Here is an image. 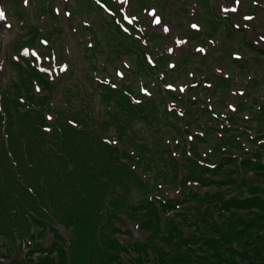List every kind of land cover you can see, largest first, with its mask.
<instances>
[{"label":"trees","instance_id":"trees-1","mask_svg":"<svg viewBox=\"0 0 264 264\" xmlns=\"http://www.w3.org/2000/svg\"><path fill=\"white\" fill-rule=\"evenodd\" d=\"M109 25L103 22L101 27L107 43ZM122 38L119 29L112 31L120 48ZM14 66L17 78L0 88V264L2 259L7 264H264V164L259 154L264 142L259 146L257 136L252 140L245 133L255 124L254 130L260 132L263 103L253 102L258 110H248L249 118H240L245 107L234 103L238 116L228 118L230 127L224 124L225 137L210 142L204 160L183 154L179 164L170 157L166 143V135L178 137L179 118L169 119L165 110L159 116L149 101L133 105L127 84L115 90L98 85L103 117L87 99L78 102L63 89L50 123L43 116L50 107V83L29 65ZM32 81L47 92L43 94V88L42 95H35ZM221 85L229 86L225 81ZM257 86L255 81L252 87ZM136 120L145 124L146 136L139 138L136 130L131 131ZM3 126L11 157L3 148ZM109 129L132 150L133 156L123 153L129 163L119 160L116 149L101 140ZM244 134L252 150L245 152L239 166L254 178H241L235 161H220L223 149L241 150L238 139ZM14 166L28 185L39 188L46 202L37 201L17 183ZM131 166L140 169L146 180L141 181ZM132 184L142 192L135 202ZM158 184L182 188L180 197L150 198ZM120 214L138 223L145 236L136 239L130 230L118 229L114 220H120ZM52 218L72 230L68 253ZM46 230L54 235L50 245L40 242ZM122 234L128 241L120 242L117 235Z\"/></svg>","mask_w":264,"mask_h":264},{"label":"rangeland","instance_id":"rangeland-1","mask_svg":"<svg viewBox=\"0 0 264 264\" xmlns=\"http://www.w3.org/2000/svg\"><path fill=\"white\" fill-rule=\"evenodd\" d=\"M137 0H130L129 3H127L126 8L127 12L130 13L132 12H137L139 8L137 7ZM173 1V0H172ZM178 0H174L173 3H177ZM161 1L160 4H158L155 0H146L145 1V7H155L156 10L159 13H163L162 15L166 16V21L171 25V32L173 34H176L177 32H181L180 35H187L184 31V26L188 20L184 18L185 13H183V16H177L175 14L174 8H176V4L171 6V0L170 3L166 2V5H164ZM213 2V0H212ZM260 5H256L255 8L252 7L251 5V0H242V6L240 10L245 13V14H250V13H255L257 15L256 19H253V21L250 23L252 32H257L260 35H264V0L259 1ZM1 3L3 4L7 15L9 17V21L11 23V28H6V30H9V32H6L4 28H2L1 23H0V33H3V35H0V57L4 56V63L2 68L0 69V78L2 79L3 83H6V79H9L11 77H14L13 73V68L10 64V62L13 60V56H18L19 59L23 61L30 62L33 60L34 64L36 62V57L33 56H26L24 54V49L27 48L30 51H35L38 54H40L43 58L40 59L42 63L40 64L41 66L45 67L47 69L48 67L54 66V64L57 66L56 70L50 73V80L54 83V89L53 92L56 94L58 89H60L64 85H68L71 82H74V80L79 81V91L81 93V99L87 97V101L89 102L90 100L92 101L93 105L90 103L92 106L93 110H102V106L100 104V95L96 94V91L94 89V74H93V69L90 67V62L86 60L83 57V45H82V39L84 36H89V33L94 34V31H96V26L99 23V18L100 14L99 12L94 8H88V7H80L78 3H80L79 0H28V3L25 4L23 0H1ZM49 3V4H48ZM195 3L189 2L190 8L193 6ZM164 7H162V6ZM169 5L172 7L170 8ZM56 6H60L63 10V12L70 13L68 16H64L61 12L53 11V8ZM48 7V12H49V17L42 16L41 13H45L46 8ZM213 8V6H212ZM16 10H19L21 14H19ZM129 10V11H128ZM197 10V7H196ZM52 11V13H51ZM170 11L172 13H170ZM56 14L57 20H58V25H61L63 27V31L60 34H53L55 41L53 42L56 46H59V48L52 49L54 52L49 51V48H45L46 46H42L41 44L35 42L34 45L32 43L27 44L25 41L29 39L34 34L33 30L29 29V25H33V27L36 28L35 31H39V29L43 30L42 33L44 34L47 32V28L50 29L49 23L53 21V16L51 14ZM174 12V13H173ZM127 13V14H128ZM138 14V13H137ZM146 16V15H145ZM99 17V18H98ZM103 17H107L109 20L110 18L108 17L107 14ZM144 17V16H140ZM85 21L87 23H85ZM146 22V21H145ZM9 23V24H10ZM83 25H85V28L88 27L87 29H90L89 31L85 30ZM146 26V23H144ZM253 25H256V27H253ZM187 29V26L185 27ZM151 34H158L161 33L159 31H150ZM100 35H95L94 34V39L99 37ZM50 37V36H49ZM38 38V37H37ZM94 39L93 44H94ZM156 39H150L148 40L149 43V48L151 49L152 53H154L153 47L157 43L162 44L161 52L165 51V45H163V41H165V37L161 38L159 41L155 42ZM241 41V39H239ZM39 42V41H38ZM155 42V43H154ZM193 45L191 43L187 50L184 49L185 46L182 47L180 51H175L172 55H175L176 53L179 52H184L189 57L192 59L193 62L199 61L198 56H204L205 53H198L196 51H191L189 53L190 47ZM101 50H97L98 56L96 58H93L92 60H95L98 62V66H102L101 62H105L106 55L109 53V49L104 46V43L102 42L99 47ZM237 46L233 45V50L236 51ZM261 50L264 52V45H261ZM51 52V53H50ZM242 53L245 57L254 59L253 56L255 57V65L259 66L260 71L264 70V57L257 56L254 54L252 51L249 50L247 51V48H244L241 51H238ZM215 56H220L218 59L220 62L224 58V56H221V52L215 53ZM54 58H52L53 56ZM61 56L68 61V64H62L61 63ZM19 60V61H20ZM30 60V61H29ZM133 58L131 56L125 55L124 57H119L117 59H113L110 62H106L105 66V71L103 69L101 70L100 68L97 69L96 73V78H102L108 77L112 82H117V78H115V72L116 69H119L122 73H124V78L128 79L129 82L132 85V88L134 90V94L138 92V88L141 86V78L144 80L145 78L142 77H131L130 74H128V77H126L125 73V68L123 67L122 61L127 62L129 66V69L132 67L131 73L135 71V68H133ZM217 62V60H216ZM167 64V62H166ZM216 64V63H215ZM64 65L66 66L63 71H60L59 66ZM214 65V64H213ZM228 65V63H227ZM224 68L225 73H231L233 70L230 69L229 66H222ZM216 72V71H215ZM218 74H221L220 72H216ZM198 73L194 72V76H197ZM183 77H179L177 81H175V85H180L181 83H186L188 86L186 87V90L183 92H177L179 95H181V98H186L191 102H195L196 98H190V94L188 90L191 88L189 85L191 82H196V79H182ZM261 81L264 84V73L261 72L260 74ZM166 83H169L165 81ZM64 84V85H63ZM195 85L193 88H197L198 91H202L204 93V89H199ZM162 93L165 95L166 90L162 87V84L160 85ZM149 91L152 92L151 95H157L159 92L157 89H159L157 86H152L148 87ZM157 90V92H156ZM164 91V92H163ZM195 91V90H194ZM248 91H252L250 88H248ZM221 92V91H220ZM53 93V94H54ZM176 93V94H177ZM223 93V92H222ZM208 95H212L211 92L205 93ZM257 95V92H255ZM54 98L56 96L54 95ZM158 98V97H157ZM212 106L214 108H219L222 107V104H220V100L216 99V101L212 102ZM51 113V110L48 111ZM133 128L139 129L138 135L139 136H146L148 133L144 130V123L142 121H135L132 122ZM149 129V128H148ZM108 135H113V130L109 129L107 132ZM22 177V176H21ZM49 179H54V177H50ZM55 180V179H54ZM53 180V181H54ZM24 185L27 186V182H22ZM29 187V186H28ZM34 187V186H32ZM30 188V187H29ZM62 190V188H59ZM19 192H21L19 190ZM22 193V192H21ZM37 193L36 190L33 192ZM67 193V192H66ZM131 193L134 198L133 202L137 201L138 197L142 194V192L139 190L138 187H135L131 185ZM124 214H120V217H122ZM124 220V221H123ZM130 219H124L122 218L121 221L119 222V226L123 228H128L133 230V234L136 237H140L143 234L141 232H137L135 230V226L130 223ZM121 222V223H120ZM62 236H68L69 231L66 229H60ZM45 243L49 244L51 242V236L46 235L45 238Z\"/></svg>","mask_w":264,"mask_h":264},{"label":"snow or ice","instance_id":"snow-or-ice-1","mask_svg":"<svg viewBox=\"0 0 264 264\" xmlns=\"http://www.w3.org/2000/svg\"><path fill=\"white\" fill-rule=\"evenodd\" d=\"M23 2L25 4L28 3V0H23ZM126 2V0H114V3L117 5V11L121 14L123 21H126L127 24L132 25V24H143L146 21V26L145 27H137V31L139 32H143V31H159L162 32L163 34H165V39H166V44H165V51L167 53H173L174 51H180V46L184 45L186 43L185 40L180 39L179 38V33L173 34L171 32V26L164 24L161 21V18L159 16L156 15L155 9H151L147 12L146 16L144 17H135V16H129L127 14H125V10L123 9V7H120V5H122V3ZM253 4L257 3V0H252ZM97 4H100V6L102 8H105V11H110L108 8L105 7V5L101 4V0H96ZM215 4H216V8L218 13L223 17L224 14H228L226 18L231 20V24L233 28L236 29H243L245 30L247 33H249V39L255 43H264V35H260L258 33H253L252 32V28L249 27V24L253 21V17L252 16H248L245 15L241 10V6H242V0H215ZM53 11H57V12H61L64 16H68L70 15V13L67 12H63L62 8L60 6H56L53 8ZM6 18V13L4 10L0 9V21H4ZM85 23H87L85 21ZM4 28H11V24H4L3 25ZM187 27L191 28V29H199V25L193 23L188 25ZM253 27H256V25H253ZM121 28L122 31L127 33L128 32V28L124 27L123 24H121ZM0 35H3V33H0ZM41 43H46V41H42ZM144 43L146 44L147 42L144 41ZM213 43L212 41H209V44ZM171 45V46H169ZM24 54L26 56H33L36 57L37 60L43 58L40 54H38L35 51H30L29 49L25 48L24 50ZM207 50L203 47L197 48L196 52L198 53H205ZM232 56L236 59H241L239 53L237 52H233ZM15 58V57H14ZM146 60L148 62V64H153L154 61L152 60V58L150 56L146 55ZM66 66L64 65H60L59 69L60 71H63L65 69ZM125 67H127V65L125 64ZM175 67L174 64L169 63L167 65L168 69H173ZM42 71H47V69H42ZM53 71H55L53 69ZM215 71L220 72L221 74H225L223 73L221 68H216ZM115 75L117 77H123L124 73L120 72L119 70H116ZM162 75V74H161ZM189 76H193V73L190 71L188 73ZM195 78V77H193ZM105 83H107V81H105ZM188 85L186 84H181L179 86L174 85L173 83H168V84H163L162 87L165 89H176L180 92H183L185 90V88ZM112 87H115V85H113ZM138 91L141 93H144L145 95H150V93L143 87L140 86L138 88ZM242 95V93H241ZM211 107V105H210ZM226 108L231 109L234 111L233 105L231 104H226ZM49 119H51V117H49ZM188 139L190 140L191 137H188ZM113 143H115V141H113Z\"/></svg>","mask_w":264,"mask_h":264},{"label":"bare ground","instance_id":"bare-ground-1","mask_svg":"<svg viewBox=\"0 0 264 264\" xmlns=\"http://www.w3.org/2000/svg\"><path fill=\"white\" fill-rule=\"evenodd\" d=\"M0 9L4 10L5 13H6V10H5L4 6L1 4V0H0ZM0 23H1L2 28H4V27H3L4 24H9V23H10V21H9V17H8L7 13H6V18H5V20H4V21H0ZM10 24H11V23H10ZM4 30H5L6 32H9V30H6V28H4ZM3 63H4V56H3V54H2V56L0 57V69H1L2 66H3Z\"/></svg>","mask_w":264,"mask_h":264}]
</instances>
